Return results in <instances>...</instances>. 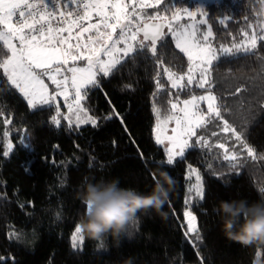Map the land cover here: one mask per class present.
<instances>
[{"label": "trees", "instance_id": "trees-1", "mask_svg": "<svg viewBox=\"0 0 264 264\" xmlns=\"http://www.w3.org/2000/svg\"><path fill=\"white\" fill-rule=\"evenodd\" d=\"M188 7L192 0H166L161 15L170 18L165 8ZM205 10L217 48L238 42L241 30L249 35L264 31V0L210 1ZM165 33L163 46L157 42L155 58L138 54L122 61L119 71L108 78L98 76L101 88L89 90L82 101L87 115L96 119L95 126H69L61 105L63 122L54 124L55 108L32 109L0 78V264H125L129 258L132 264H253L257 257L264 264V249L244 247L225 236L219 209L221 201L264 203L259 191L264 187V159H259L264 156V41L258 40L255 54L222 57L211 71L218 104L228 107L224 118L257 159L247 157L230 169L227 161L197 148L188 149L185 159L177 158L172 167L164 163V146L155 142L152 108L163 112L170 107L168 100L176 99L177 90L169 94L163 69L183 72L188 62ZM157 61H163L162 66ZM157 80L162 89L156 87ZM9 118L11 124H5ZM8 126L14 130V148L4 157L3 133ZM233 144L229 140L226 146L231 150ZM189 165L199 170L204 186V199L194 197L189 208L197 218L199 240L184 235ZM158 169L175 180L163 217L139 214L138 232L132 238L124 235L116 242L109 236L98 242L84 236L83 246L73 248L72 235L85 211L77 193L85 182L118 178L121 187L147 194L155 184L151 174Z\"/></svg>", "mask_w": 264, "mask_h": 264}, {"label": "snow or ice", "instance_id": "snow-or-ice-1", "mask_svg": "<svg viewBox=\"0 0 264 264\" xmlns=\"http://www.w3.org/2000/svg\"><path fill=\"white\" fill-rule=\"evenodd\" d=\"M161 5H166V0H0V49L3 50L0 54V78L14 86L32 109L38 106L55 108L54 124L60 123L57 119L60 115L59 96L71 113L63 117L69 126L73 123L95 126L96 119L87 115L82 101L89 90L101 88L98 76L108 78L119 71L122 61L134 59L138 54L147 53L155 58L157 42L163 46L164 29L167 28V35L187 58L188 66L181 74L164 68L167 82H170L169 94L170 90H177L176 99H169L170 107L163 112L158 106L153 105L152 108L156 121L154 139L157 145L164 146V163L174 167L177 158L180 161L185 159L186 149L197 148L205 150L213 158L227 161L230 169H235L241 160L246 162L247 157L257 159L254 150L224 118L228 107L216 102L211 71L214 62L222 57L255 54L257 40L264 41V31L249 35L241 30L238 42L230 47L219 45L217 48L212 42L211 26L204 30L198 27L208 22L198 21L197 12L163 9L170 12L169 18L161 15ZM147 9L157 11L149 14ZM199 15L204 14L201 12ZM184 17L187 20L181 23ZM219 23L224 24V21ZM157 63L162 66L163 61ZM46 80L54 86L51 93ZM193 85L204 94L191 95ZM156 87L162 89L164 85L157 80ZM182 92L189 94V98L181 101L179 96ZM201 104L206 106L201 107ZM113 115L119 114L113 109ZM3 122L11 124V118ZM169 124H174L171 135L168 134ZM205 133L217 140L209 142ZM225 133L232 135H222ZM3 134L7 136L9 130L5 129ZM229 140H234L231 150L226 146ZM11 150L9 143L2 155L9 156ZM259 159H264V156ZM207 167L211 168V164ZM151 175L156 182L155 173ZM186 179L190 183L185 199L187 231L184 235L193 234L199 240L197 218L189 208L193 195L200 201L204 199L203 181L199 171L191 165ZM259 191L264 193V187ZM83 241L84 235L77 224L72 235L73 248Z\"/></svg>", "mask_w": 264, "mask_h": 264}, {"label": "clouds", "instance_id": "clouds-1", "mask_svg": "<svg viewBox=\"0 0 264 264\" xmlns=\"http://www.w3.org/2000/svg\"><path fill=\"white\" fill-rule=\"evenodd\" d=\"M157 181L150 193L143 194L120 186L119 179L85 182L77 198L85 205L78 225L90 240L104 242L110 236L119 242L139 214L155 212L163 217V209L175 187L174 178L163 170L155 173ZM222 230L225 236L244 247L264 249V203L248 204L245 200L221 201ZM125 264H132L131 258ZM253 264H262L257 257Z\"/></svg>", "mask_w": 264, "mask_h": 264}, {"label": "rangeland", "instance_id": "rangeland-1", "mask_svg": "<svg viewBox=\"0 0 264 264\" xmlns=\"http://www.w3.org/2000/svg\"><path fill=\"white\" fill-rule=\"evenodd\" d=\"M210 1H216V0H192V7H188V8H185V9H188L189 11H195V12H197L198 13V15H197V20L199 21V20H207V15H206V10H205V6H206V4L208 3V2H210ZM203 13L204 15H199V13ZM94 18V17H93ZM187 20V18L186 17H184L182 20H181V23H184L185 21ZM93 22H95L94 20H93ZM208 22V21H207ZM209 26V23H207V24H205V25H198V27H200L201 28V30H204L205 28H207ZM168 30H167V28H165V30H164V32H167ZM257 43H258V40H257ZM79 63V62H78ZM163 71H164V69H163ZM173 71V70H172ZM185 71V70H184ZM183 71V72H184ZM173 72H175V73H177V74H181V73H183V72H176V71H173ZM165 74V73H164ZM165 76H166V74H165ZM167 78V77H166ZM46 83H48L49 84V92L51 93V91H52V89L54 88V86L53 85H50V82H48L47 80L45 81ZM169 85H170V82H169ZM193 87H195V85H193ZM70 91H71V89H70ZM201 94H204L203 93V90L201 91V90H196V91H193V95H201ZM213 94L216 96V94L213 92ZM189 97H187V98H180L179 97V99L182 101V100H185V99H188ZM175 101V100H174ZM217 103H218V99H217V101H216ZM57 105H61L62 106V111H63V117H65V116H70L71 115V113L69 112V110L67 109V107H66V105H65V103L63 102V98L62 97H57ZM206 105L205 104H201V107H205ZM39 107H43V106H38L37 108H39ZM57 119L60 121V123H59V125L60 124H62V118H61V114L57 117ZM7 120V119H6ZM65 120V119H64ZM66 121V120H65ZM67 123H68V121H66ZM72 125H76V124H72ZM80 125H83V124H80ZM79 125V126H80ZM77 126V125H76ZM174 127V124H169V126H168V134L169 135H171L172 134V132H171V129ZM210 128H211V126H209ZM6 129H8L9 130V134L7 135V136H5L4 135V137H3V139H4V141H5V144H6V150H7V145L9 144V143H11V145H12V150H13V148H14V139H13V133H14V130L10 127V126H8V127H6ZM212 130H215V129H212ZM199 134V133H198ZM222 135H225V134H222ZM205 136H206V138L209 140V142H212V141H214V140H217V138L216 137H211L210 136V134L209 133H205ZM193 140H194V138H193ZM228 147V146H227ZM230 148V147H229ZM11 150V151H12ZM188 149H186L185 150V153H186V151H187ZM238 150H239V148H238ZM10 151V152H11ZM10 154V153H9ZM193 168H195V169H197L196 167H193ZM198 170V169H197ZM199 171V170H198ZM200 173V172H199ZM201 175V174H200ZM195 182V177H193V180H192V183H194ZM188 183H190V182H188ZM195 197V195H193V197H192V199ZM196 223H197V221H196ZM138 226H139V224H138V221H134L130 226H129V228H128V232H127V234H126V236L130 239V238H132L137 232H138ZM83 246V243L82 244H80V243H77V247H75V248H81Z\"/></svg>", "mask_w": 264, "mask_h": 264}, {"label": "built area", "instance_id": "built-area-1", "mask_svg": "<svg viewBox=\"0 0 264 264\" xmlns=\"http://www.w3.org/2000/svg\"><path fill=\"white\" fill-rule=\"evenodd\" d=\"M61 7H62V5H61Z\"/></svg>", "mask_w": 264, "mask_h": 264}, {"label": "water", "instance_id": "water-1", "mask_svg": "<svg viewBox=\"0 0 264 264\" xmlns=\"http://www.w3.org/2000/svg\"><path fill=\"white\" fill-rule=\"evenodd\" d=\"M158 22V21H157ZM165 30V29H164Z\"/></svg>", "mask_w": 264, "mask_h": 264}]
</instances>
